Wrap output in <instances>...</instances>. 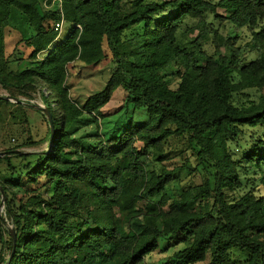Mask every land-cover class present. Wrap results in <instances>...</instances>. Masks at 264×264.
I'll return each instance as SVG.
<instances>
[{
	"label": "trees",
	"instance_id": "1",
	"mask_svg": "<svg viewBox=\"0 0 264 264\" xmlns=\"http://www.w3.org/2000/svg\"><path fill=\"white\" fill-rule=\"evenodd\" d=\"M126 1L59 0L60 9L42 11V0H0V87L24 96L46 89L43 97L56 129L46 151L0 157V163L11 156L33 158L25 173L9 164L11 176L0 180L7 219L17 234L16 252L11 257V237L7 264L11 258L10 264H147L162 241L185 245L173 256L180 264L208 259L207 264H237L231 257L235 250L247 254L244 264H264V48L252 47L257 57L241 64L220 54L218 33L212 38L214 55L199 46V39H211L204 17H221L219 9L264 45V0H137L133 11L125 12ZM14 10L26 17L22 41L31 49L16 72L5 55V30ZM187 19L201 27L193 52L178 42ZM62 22L72 24V31L51 48ZM139 26L141 33L134 31ZM105 42L115 72L101 92L79 105L67 87L68 67L76 61L100 64ZM226 45L231 48L230 40ZM44 52L48 55L40 61ZM174 62L180 67L176 90L166 81ZM119 88L136 110L147 109L150 121L106 140L103 110ZM246 89L257 90V100L234 106L231 96ZM3 103L11 105L0 98ZM89 125L100 131L98 144L75 137ZM245 128L261 134L234 159L230 143L246 134ZM172 136H187L198 148L199 164L214 178L213 190L207 180L194 198L169 195L176 170L150 169L145 160H166ZM250 174L255 175L251 181L242 178ZM244 180L252 184L247 191ZM22 190L26 198L16 209L13 202Z\"/></svg>",
	"mask_w": 264,
	"mask_h": 264
},
{
	"label": "rangeland",
	"instance_id": "2",
	"mask_svg": "<svg viewBox=\"0 0 264 264\" xmlns=\"http://www.w3.org/2000/svg\"><path fill=\"white\" fill-rule=\"evenodd\" d=\"M48 1L42 0L40 4L42 11L60 9L59 0H54L51 5ZM134 1L137 0H127L124 2L125 12L133 11ZM148 1L168 2L173 0ZM209 1L217 3L220 0ZM218 13L221 16L219 18L210 13L204 17L210 32H212L209 35L211 38L209 41L199 39L201 27L200 25L198 26V21L187 19L178 33L179 44L187 48L189 52H193L195 50L194 42L199 39L200 50L208 55H214L216 53V44L213 43L214 39L212 40V38L215 33H218L217 42L221 47L220 54L222 56H225L228 60L237 58L241 61V64H248L255 60L257 51L252 47L262 49L264 45L256 39L253 31L248 27L240 28L235 26L227 19L229 15L223 9H219ZM25 25L26 17L17 10H14L10 24L5 30V55L11 63L10 71L13 72L20 69V62L31 55V49L27 48L22 41V30ZM71 31L72 24L66 22L59 40L55 41L51 48L65 41ZM134 31L141 33L142 26L137 27ZM134 31L130 30L127 34H132ZM227 40H230L231 48L226 45ZM103 48L106 58L100 64L88 66L81 61H76L68 67L67 87L70 90L72 100L79 105L84 103L90 96L101 92L115 72L116 64L112 59L106 42ZM47 55L48 52L40 54L39 60L42 61ZM29 66H31L30 63L26 67L28 68ZM179 69V63L174 62L167 72L166 81L173 90L177 89L180 82V78L177 75ZM44 94H48L46 89H37L31 92L29 96H24L16 94L14 90L11 92L0 87V96L6 97V100L11 102V105H7L6 103L0 104V153L11 149H16L23 153L43 152L48 149L51 140L49 124L42 115V112L36 109V107L46 108L45 103H49V100L43 97ZM258 95L257 90L246 89L233 94L231 96V103L237 107L249 106L257 100ZM12 97L21 100L23 104H18ZM103 113L106 118L101 122V132L106 140L119 136L132 125L148 123L150 121L147 109L136 110L134 102L122 88L114 92L112 100L104 108ZM244 132L246 134L241 135L237 140L230 143V152L234 159L241 158L245 152H248L252 148L254 144L252 136L261 134L259 129L245 128ZM98 135H100V131L98 132L94 125H89L82 128L75 137H83L85 140L84 144H98L101 139ZM197 150V147L190 145L187 136H172L166 143V160L162 163H156L152 159L145 160L150 169L160 171L163 167H166L169 170H176L175 180L168 188V193L171 197L187 193L189 198H194L204 189L207 180L211 183L213 190L214 178L199 164L196 156ZM31 160L33 158L24 159L15 156L4 159L0 163V180L4 181L11 176L12 167L15 168V171L17 170V173H22L25 166ZM9 164L12 167H9ZM244 177L250 180L255 175H243L242 178ZM243 183L248 186L244 188L245 191L249 190L252 186L251 182H247V180H244ZM14 190L16 191V189ZM236 194H244V191H239ZM25 198L26 195L23 190L17 193L15 202H13L16 209L18 208V200H25ZM184 248V244L173 246L170 242L162 241L159 248L147 256L146 263L180 264L173 256ZM18 252H20V249H18ZM231 257L237 264H244L247 254L235 250L231 253ZM208 262L209 259L198 264H207ZM3 264H7L6 260H4Z\"/></svg>",
	"mask_w": 264,
	"mask_h": 264
},
{
	"label": "built area",
	"instance_id": "3",
	"mask_svg": "<svg viewBox=\"0 0 264 264\" xmlns=\"http://www.w3.org/2000/svg\"><path fill=\"white\" fill-rule=\"evenodd\" d=\"M63 25L64 23L62 22L60 25H58L56 30L61 32ZM12 230L13 226L7 219L6 204L0 194V264H2V260H7L10 256L11 252L9 249V243L11 240L10 233Z\"/></svg>",
	"mask_w": 264,
	"mask_h": 264
},
{
	"label": "water",
	"instance_id": "4",
	"mask_svg": "<svg viewBox=\"0 0 264 264\" xmlns=\"http://www.w3.org/2000/svg\"><path fill=\"white\" fill-rule=\"evenodd\" d=\"M0 98L7 99L6 97H2V96H0ZM36 109H38L41 112H43L46 115L47 119H48L49 127H50V132H51V140H50L49 146L51 147V145L53 143V140L55 138V134H56L55 123H54L52 114H51V112H50V110L48 108L36 107ZM21 153L22 152L19 151V150L8 151V152H1L0 153V157H4V156H7V155H12V154H21ZM11 237H12V241H13V247H12L11 257H13L14 254H15V252H16V246H17V234H16V230H12L11 231ZM11 259H10V262L8 264L11 263Z\"/></svg>",
	"mask_w": 264,
	"mask_h": 264
}]
</instances>
